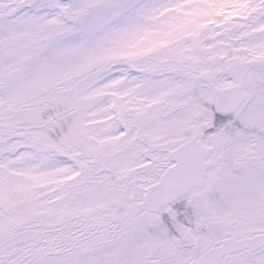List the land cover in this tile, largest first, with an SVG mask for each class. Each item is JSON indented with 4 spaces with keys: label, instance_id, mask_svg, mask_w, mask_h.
<instances>
[{
    "label": "snow or ice",
    "instance_id": "obj_1",
    "mask_svg": "<svg viewBox=\"0 0 264 264\" xmlns=\"http://www.w3.org/2000/svg\"><path fill=\"white\" fill-rule=\"evenodd\" d=\"M0 264H264V0H0Z\"/></svg>",
    "mask_w": 264,
    "mask_h": 264
}]
</instances>
